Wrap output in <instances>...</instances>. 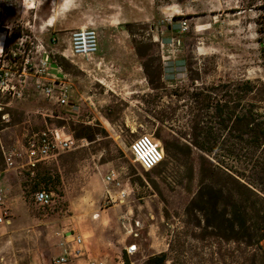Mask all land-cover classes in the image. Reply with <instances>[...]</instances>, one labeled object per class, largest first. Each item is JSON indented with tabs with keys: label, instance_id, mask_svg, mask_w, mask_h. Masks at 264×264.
Here are the masks:
<instances>
[{
	"label": "rangeland",
	"instance_id": "obj_1",
	"mask_svg": "<svg viewBox=\"0 0 264 264\" xmlns=\"http://www.w3.org/2000/svg\"><path fill=\"white\" fill-rule=\"evenodd\" d=\"M62 2L39 0L35 10L17 15L24 25L13 20L2 24L28 35L10 39L9 50L17 53L19 63L27 55L39 56L36 47L43 45L63 60L74 95H83V101L78 110L74 97L67 107L43 97L8 102L12 124L0 142L6 147L24 145L33 134L63 125L72 132L75 126H91L100 134L83 147L47 160L35 174L29 175L28 168L8 170L0 158V179L10 189L12 204L10 209L6 197L8 221L0 229L5 238L10 232L13 242L0 255V264H50L59 255L57 233L73 228L93 257L105 264H146L162 253L167 255L165 264H246L245 259L258 251L210 237L203 215L191 213V200L203 183L225 182L211 158L194 146L193 125L199 113L207 118L212 114L199 112L197 94H209L229 82H264V0H67L63 5L69 10L63 17L71 27L68 31L87 26L99 36L98 55L90 60L76 57L74 62L57 53L69 47L68 31L66 45L59 33L54 34L59 43L34 36L51 4ZM177 17L190 22L184 36L185 75L166 82V53L154 42V34L174 36ZM112 33L116 47L108 54L102 42L111 41ZM137 47L147 52L144 57ZM100 62L111 71L91 70ZM132 64L142 67L146 81L138 83L129 77L131 72L117 70ZM144 64L151 71L161 69L162 88H151ZM51 72H57L55 65ZM141 135L150 136L165 153L164 162L151 172L140 167L130 149ZM112 170L130 190L125 202L116 205L107 193L114 195L116 189L104 182ZM36 174L52 178L57 186L44 184ZM45 188L53 195L48 208L34 198ZM95 214L100 217L94 219ZM131 244L137 251L126 257Z\"/></svg>",
	"mask_w": 264,
	"mask_h": 264
},
{
	"label": "trees",
	"instance_id": "obj_2",
	"mask_svg": "<svg viewBox=\"0 0 264 264\" xmlns=\"http://www.w3.org/2000/svg\"><path fill=\"white\" fill-rule=\"evenodd\" d=\"M181 18L177 17L175 21ZM0 31H6V51L10 39L23 37L19 28L11 31L0 28ZM136 51L141 57L147 53H143L140 47ZM54 57L63 67V60ZM144 66L151 88H162L161 69L151 71L147 64ZM195 97L199 112L205 110L212 114H207V118L201 112L194 120V146L211 158L210 163L225 182L211 179L209 183H203L191 200V213L196 211L203 215L204 229L210 237L258 251L259 254L245 259L246 264H264V82H229L210 89L209 94ZM206 122L211 124L210 127L203 125ZM73 131L76 138L89 141H94L100 134L91 126H75ZM43 164L28 168L29 175L35 174ZM36 175L44 184L57 186V181L52 182V178ZM42 190L48 191L47 188ZM166 261L167 255L162 253L150 258L146 264H165Z\"/></svg>",
	"mask_w": 264,
	"mask_h": 264
},
{
	"label": "built area",
	"instance_id": "obj_3",
	"mask_svg": "<svg viewBox=\"0 0 264 264\" xmlns=\"http://www.w3.org/2000/svg\"><path fill=\"white\" fill-rule=\"evenodd\" d=\"M1 1L0 28H5L8 31H11L12 28L2 23L11 21V13L20 14L23 17L35 10L39 2V0ZM177 21L178 24H175L176 34L167 43L162 44L163 52L170 60H176L184 51V36L190 30V22L187 18L182 17ZM2 33L6 34V31H0V34ZM24 33L25 31L22 30V34L27 36ZM5 40L6 38L4 39L0 35V137L12 124L9 112H6L7 107H9L8 102H25L32 101L36 97H43L60 107H67L71 105L74 91L68 74L55 60L54 54L47 52L43 45L36 47L39 56L27 55L19 63L16 60V52L5 50ZM55 41L54 39L53 42ZM68 45L67 53H62L65 59L71 61L75 57H81L90 60L99 52V36L95 29L80 28L70 33ZM53 65L57 67L56 73L51 72ZM81 101L83 98H79L74 104L75 110L79 109L78 103ZM87 143V139L76 138L69 128L63 125L33 134L24 145L6 147L0 142V146L6 168L8 170H20L35 168L49 159H56L60 153L74 151ZM130 149L135 161L145 172L153 171L165 160L163 149L148 135H141L134 139ZM104 182L118 190L117 194H108L110 203L114 205L123 203L129 197L130 190L124 186L122 176L118 171L112 170L107 173L104 176ZM34 198L40 207L52 206L53 195L48 191H37ZM5 199V191L0 189V224L8 221ZM99 216L100 214H95L94 219L99 218ZM57 235L61 253L52 259L51 264H105L101 260L88 258L84 239L77 230L73 229L68 233L66 231L58 232ZM126 251L127 255L133 254L137 251V245H129Z\"/></svg>",
	"mask_w": 264,
	"mask_h": 264
},
{
	"label": "crops",
	"instance_id": "obj_4",
	"mask_svg": "<svg viewBox=\"0 0 264 264\" xmlns=\"http://www.w3.org/2000/svg\"><path fill=\"white\" fill-rule=\"evenodd\" d=\"M63 1L64 2H62V4H57V5L56 4L54 5V3L51 4V6H50V13H49L47 19H45L43 21V24L40 25V27L38 28L37 31H34V36L37 34V36L39 38H49L52 41L55 39L56 40L55 42H58L59 43V38H57L56 36H54V34L59 33L60 34L59 37H63V42H62L63 45H66V41H65L66 40V34H65V32H67L68 30H70L71 27L69 26V23L66 22L65 17H63L64 13H66V11L68 12V10H69V9H66L65 8L66 5L65 6L63 5L65 3L67 4V0H63ZM1 4H2V1L0 0V5ZM69 6L70 5H68V7ZM18 18H19V16H17L14 13H11V19L10 20H13L14 21L13 23H17V24L24 25L25 21L23 19H20V18L18 19ZM30 23H31V21L29 20V21H27L26 24H30ZM25 27H27V26H25ZM80 28H89V27L82 26ZM174 28H176V26ZM92 29H94V28H92ZM71 32L72 31H68L67 34L70 35ZM61 33H63V34H61ZM122 34H125V32L123 31ZM169 34H171V33H169ZM0 35L4 39L6 38V34L5 33H2ZM162 35H163V32H162ZM64 37H65V39H64ZM171 37H172V35L171 36L162 37L161 34H159V35L158 34L157 35L154 34V42H156V43L160 42L161 48L163 50L162 44L167 43ZM109 38L111 39V41H108L107 44H105L104 42H102V45L104 44L105 46H107V48H108V54H111L112 53L111 51H114L115 50V47H116L115 41H112L113 39L116 38V35L114 33H112L111 35H109ZM66 49H68V48L67 47L64 48L63 51L57 50L58 51L57 53L60 54V55H62V53H67V50ZM185 53H186V51H183L179 55V57L176 58V60H174V59H171L170 60V59H168V57L164 56L165 57L164 58L165 60L163 61L164 70H165L164 71L165 72L164 81L169 82L168 79H171L172 77H175L173 79V81H175V80H178L182 76L185 75V68H186L185 67V57H186L185 56ZM97 55H98V53H97ZM97 58L100 59V57H97ZM101 58L102 59H106V57H101ZM73 59L71 60L72 62H74ZM108 59H109V56H108ZM91 66H93V68L91 70L98 69L99 71H106V72L111 71V69L108 68V64L107 63H105V64H103L102 62H100V63H93ZM121 69L122 70H127V71L131 72V74L129 75V77L132 78V79L134 78V80L137 81V82L139 81L138 83H141V82L146 81V78L144 77V74H143L142 67L139 64L122 65V66H120V67L117 68V70H121ZM74 94H75V90L73 91V96H72V98L74 97V99H76L75 100V103L77 102V100L79 99V97L80 98H84L83 95L75 96ZM7 186L8 185H5V183L0 179V189H3L5 191V195H6L7 199H8V206H9L10 209H12L11 208L12 204H11L10 194H9L10 189L7 188ZM107 193L110 194L111 191H108ZM117 193H118V190H116L114 194H117ZM1 229H0V255H2L3 252H4V250L9 245H11L13 243L12 242V237L10 235V232L7 235L8 238H5L6 236H4L2 234ZM73 229H75V228H73ZM73 229H71V230H73ZM69 231L70 230H68L66 232L68 233ZM83 239H84V237H83ZM84 243H85V250L87 252L88 258L95 259L93 257V255L91 254V251H90L89 247L87 246V243H86L85 239H84ZM57 249H58L59 254H60L61 253V249H60L58 243H57ZM56 256H58V255L56 254L55 257ZM55 257H53V258H55ZM51 262H52V260L50 261V264H51Z\"/></svg>",
	"mask_w": 264,
	"mask_h": 264
},
{
	"label": "bare ground",
	"instance_id": "obj_5",
	"mask_svg": "<svg viewBox=\"0 0 264 264\" xmlns=\"http://www.w3.org/2000/svg\"><path fill=\"white\" fill-rule=\"evenodd\" d=\"M100 217V216H99Z\"/></svg>",
	"mask_w": 264,
	"mask_h": 264
}]
</instances>
